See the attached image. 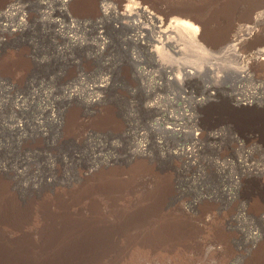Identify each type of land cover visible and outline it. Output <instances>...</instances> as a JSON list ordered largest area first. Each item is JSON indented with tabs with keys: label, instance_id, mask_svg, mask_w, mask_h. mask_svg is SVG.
I'll return each instance as SVG.
<instances>
[{
	"label": "rangeland",
	"instance_id": "rangeland-1",
	"mask_svg": "<svg viewBox=\"0 0 264 264\" xmlns=\"http://www.w3.org/2000/svg\"><path fill=\"white\" fill-rule=\"evenodd\" d=\"M135 1L202 48L133 43ZM211 1L0 0V264H264V0Z\"/></svg>",
	"mask_w": 264,
	"mask_h": 264
},
{
	"label": "bare ground",
	"instance_id": "bare-ground-1",
	"mask_svg": "<svg viewBox=\"0 0 264 264\" xmlns=\"http://www.w3.org/2000/svg\"><path fill=\"white\" fill-rule=\"evenodd\" d=\"M210 4L215 9V10L214 9L212 10L213 12L214 11H219V12H225V14H227L228 12H230L232 10L231 5L233 4V2H232V0H212L210 2ZM15 5L16 4H9L8 8L7 9L5 8V10H3L4 12H2L3 14H1V15L2 16L3 15H7V14L12 13V12L15 11V15L18 16L22 9L19 10L18 9L19 7H17V5L15 7ZM107 5H105L103 3H101V4L99 3V4L96 5V9L95 8L94 9L97 12V14H99L101 16L107 15V12H109V13L111 12V11H108V10L109 9L110 10H112V9L114 10V7H115V6L114 7L112 6L113 8L111 9V8L108 7L109 5L108 6ZM125 6H126V8H125ZM125 6H124L125 10H123L124 13L122 15L125 16L126 18L130 19V22H129L130 24L129 25L134 26L137 29V30L136 29L135 30L131 29L133 31V34H131V36L129 37V40H132L133 43L135 41L136 43L139 42L140 44L146 45L149 48V51H150L151 55L154 56L155 58L161 60V59H163L164 56H166L168 54H171V53H172V55L173 54L174 55H178V57H179V55H182L183 57H185V56H188V54H190L189 50L192 49V47L193 48L194 47L202 48L201 40H203V36H204V31L205 30L202 31L203 29H201V27H202L201 20L199 18H197L196 16L189 15V14H181L180 17L179 16L178 17L174 16L173 18H170V19L166 18L165 19V18L160 17L157 13H155L150 8H148V6L143 4V2H137V1L130 2V3H126ZM208 7H210V6L208 5ZM215 7H218V8H215ZM41 12H43V11H41ZM223 14L221 13V15H223ZM13 15L11 17H14ZM42 15H43V13H42ZM263 17H264V9L260 10V12L253 18H254V21H259V19L263 20L264 19ZM21 20L24 21V23H25L26 19H24V20L21 19ZM17 22H18V20H17ZM96 22H98V21H96ZM56 24H57V22H56ZM202 24H203V22H202ZM207 24H205V25H207ZM205 25L203 24V27H205ZM206 30H208V29H206ZM249 30L250 29H249V26H248L247 28H244L241 31H243L244 35H246ZM241 37H242V35H241ZM99 38H100V36H99ZM234 40L236 41L237 39L234 38ZM184 41H187L188 43H191V45L188 46V44L184 43ZM259 54L263 56L264 55V49L259 50ZM182 56H180V57H182ZM166 68H168V67H166ZM248 68L250 69V67H248ZM248 73H246V70H244V71H241V73H239V76L243 77L244 75H246ZM183 74L190 75V74H192V72L190 70H185L183 73L179 72L177 75H173V78H178V79L181 80L183 78L182 77ZM172 131L174 132L173 129L171 130V132ZM183 150H185V149H183ZM184 154H186L187 157L192 156L191 157L192 159L194 157L193 156L194 155L193 154V149L191 151H187V152L185 151ZM188 159H190V158H188ZM107 222H109V221H107ZM103 227L107 228L108 226L104 225ZM112 228L113 227H111V229ZM115 229H116V227H115Z\"/></svg>",
	"mask_w": 264,
	"mask_h": 264
}]
</instances>
